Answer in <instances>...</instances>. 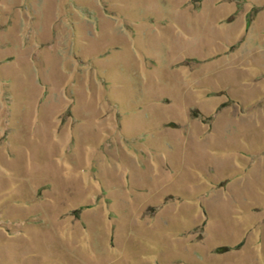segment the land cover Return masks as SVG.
<instances>
[{"label": "rangeland", "instance_id": "obj_1", "mask_svg": "<svg viewBox=\"0 0 264 264\" xmlns=\"http://www.w3.org/2000/svg\"><path fill=\"white\" fill-rule=\"evenodd\" d=\"M0 264H264V0H0Z\"/></svg>", "mask_w": 264, "mask_h": 264}]
</instances>
